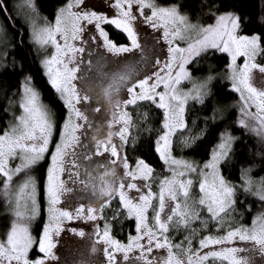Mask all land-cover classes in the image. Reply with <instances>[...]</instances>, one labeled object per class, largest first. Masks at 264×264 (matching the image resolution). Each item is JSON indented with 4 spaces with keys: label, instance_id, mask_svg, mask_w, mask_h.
<instances>
[{
    "label": "snow or ice",
    "instance_id": "obj_1",
    "mask_svg": "<svg viewBox=\"0 0 264 264\" xmlns=\"http://www.w3.org/2000/svg\"><path fill=\"white\" fill-rule=\"evenodd\" d=\"M190 6L188 0H111L104 7L114 13L108 14L88 0H63L49 20L41 15L36 0H23L12 5L28 9L23 26H18L20 13L10 10L9 0H0L4 13L0 93L6 100V105H0V120L10 116L0 124V197L8 216L0 233V264H60L56 237L65 221L95 222L101 217L105 220L102 230L93 224L92 251L100 243L105 264H256L257 256L264 261V175L250 174L254 168H264V88L252 82L253 70L264 73V63L257 62L258 57L264 58V9L259 17L250 13L246 18L225 0H201V11L193 19L185 11ZM201 16L213 22L203 23ZM141 23L157 33L167 46L166 53H147L140 41ZM109 25L126 34L128 42L111 38ZM100 40L99 46L113 56L135 55L138 50L141 59L111 74L101 90L111 118L103 122L106 129L98 126L89 135L93 125L81 102L90 100L91 85L86 80L81 95L75 81L81 65L92 63L85 62L84 55H90L92 44ZM224 53L229 59L227 86L239 94L235 102L239 116L232 121L223 86L213 85V81L220 83L216 69L222 63L218 54ZM30 55L55 90L57 99L50 104L42 101L40 86L26 70ZM241 55L243 64H237ZM138 65L144 68L139 74ZM182 81L192 86L182 89ZM124 90L126 99L121 98ZM190 101L208 113L193 116L191 127L186 119L192 111ZM141 104L163 110L154 146L160 168L170 175L157 174L158 169L143 156L130 164L124 151L130 140L136 143L128 107ZM12 108L16 111L10 112ZM235 125L257 137L256 148H237L243 136L233 135ZM201 143L207 157L202 162L175 154L193 151ZM105 155L108 159L100 163L97 158ZM46 156L43 190L48 216L34 235L31 225L39 205L38 181L32 173ZM238 163L239 182L222 171L229 164L235 170ZM93 170L99 173V184L93 182ZM81 190L91 193L86 203L79 202ZM62 199L75 202V207H60ZM257 201L259 210L251 223L239 222L244 213L257 208ZM122 217H134L135 234L129 232L126 242L112 235L115 226L122 228L118 223ZM69 231L85 235L84 228ZM178 233L180 239L174 240Z\"/></svg>",
    "mask_w": 264,
    "mask_h": 264
},
{
    "label": "trees",
    "instance_id": "obj_2",
    "mask_svg": "<svg viewBox=\"0 0 264 264\" xmlns=\"http://www.w3.org/2000/svg\"><path fill=\"white\" fill-rule=\"evenodd\" d=\"M63 0H36L37 5L39 6L40 13L42 16L47 17L49 20L53 19V12L54 8L58 6L60 3H62ZM161 2H165V0H161ZM168 2H171V0H168ZM225 2L228 4V6L231 8L235 6L239 10H241L245 17L250 13H256L257 17H259V13L261 9H264V0H225ZM17 0H9V8L10 10L15 14L17 9L13 8L12 5L16 4ZM188 3L191 5L190 7L185 8V11L189 12L193 19H196L197 14L200 13V8L198 5L201 3V0H188ZM20 19L16 20V24L18 26H23L22 21L23 17L20 14ZM4 19V13L0 12V20L2 21ZM201 22L203 23H210L213 21H209L204 19L201 16ZM107 30L110 33L111 38H113L117 43H127V37L126 34H124L121 30L115 29L113 26L109 25ZM247 31V30H244ZM244 31H241V33H244ZM25 40H28L27 35H25ZM36 49L35 47L32 48V52L35 53ZM219 59L222 61L219 68L216 69V73L218 75L219 84H216L215 81H213V85L215 87H222V92L226 94V100L225 103H228L231 105L229 111L232 113L229 117V121L234 120L236 117L239 116V105L235 103L239 100V94L236 93L234 90H231L228 88V81L225 77L226 65L229 62L228 54H218ZM262 61H264V58H261ZM211 63L213 65L216 64V60H211ZM27 71H30L33 73L36 84L40 86L41 91V98L44 103L50 104L53 99H57L55 90L47 83V77L44 73L43 68L39 65L38 60L36 63L32 62V56H29V63L25 66ZM194 75H201L200 73H194ZM6 79V77H5ZM16 78L13 77V80L11 81V86L13 88L16 87ZM61 107L64 108L62 101L59 102ZM190 107L192 108V111L189 115L186 116V119L189 121V126L191 127V120L193 116H203L207 115L208 113H204L199 111L200 105H194L192 102L189 103ZM0 105H6V100L2 98V93H0ZM137 109L145 112H148V116L144 119L138 118L136 120L137 124L135 128L133 129L136 137V143L133 145L130 143L126 147V153L129 158L130 163L135 162V157L143 156L148 162L152 163L155 168L158 169L157 174H159L161 171H163V174L168 175V172L166 169H161V161L158 158V154L155 152V146L154 141L156 138V135H158L160 127H161V121L163 119V110L158 109L156 105L149 106L148 104H141L139 107L136 106ZM16 111V108L10 109V112ZM63 114L66 115V108H64ZM10 119V116L3 117L2 120H0V124H3L5 121ZM201 127H203V121H198ZM233 135L240 137L243 136V141L241 144L237 145V148H240L242 146L244 147H252L256 148V141L257 137L250 132H247V130L243 129L239 125H235L232 129ZM210 147V145H209ZM205 151V143H201L199 148H195L193 151H184L181 152V154L188 158H194L197 160L206 159L207 157L203 155ZM48 159V156L45 157V160L40 161L37 166H35V176L38 181V195H39V215L36 218V220L33 223L32 229L33 233L36 234L37 230L42 228L43 223L46 220L47 217V199L46 195L43 190V185L46 182V175H47V163L45 162ZM251 162V161H250ZM256 164H259L260 161L256 160ZM240 164H237V167L235 170L232 169L231 164H229L226 167L222 168V171L225 172L227 176H229L230 179H234L237 182H239L240 173H239ZM253 177L259 178L261 175H264V168L259 169H253L250 173ZM251 202V200L249 201ZM259 202L257 201V208H253L250 212L244 213L242 217L238 218L239 222L250 224L252 220V216L255 215L256 211L258 209ZM8 220V216L5 211L4 207V201L3 198L0 197V233H3L4 226L6 221ZM120 225H122V228L120 226H115V230L113 231L118 237L124 238L128 235L129 232L133 233L134 231V219L129 217H122L121 220L118 222ZM33 255H35V252H33Z\"/></svg>",
    "mask_w": 264,
    "mask_h": 264
},
{
    "label": "rangeland",
    "instance_id": "obj_3",
    "mask_svg": "<svg viewBox=\"0 0 264 264\" xmlns=\"http://www.w3.org/2000/svg\"><path fill=\"white\" fill-rule=\"evenodd\" d=\"M22 2L23 0H17V3H22ZM88 2L90 5L95 6L98 10H105L108 12V14L114 13V10L112 8L104 7L105 4L110 3L111 0H88ZM17 11L22 15V17H24V14L27 13L28 9L27 7H24L21 9H17ZM39 22L43 23V21H39ZM138 30L140 34L141 44L149 55H151L153 52L159 53L162 50L166 53L167 46L158 39L156 32H154L151 28L147 27L146 25H143L142 23L138 26ZM240 34H244V33L240 32ZM62 42L63 41H61V43ZM102 43H103L102 40H100L98 44L93 43L92 53L90 55L87 53L84 55L83 57L84 61L87 62L88 60H91L92 63L90 65L87 63L81 65V68L77 73V80L75 81V83H77V87L81 90V95L84 94L83 92L84 82L87 80L90 82L91 85L90 100L87 102L84 101L81 102L88 109L87 114L89 115V122L92 123L93 125L92 129L87 130L89 135H94L95 134L94 129L98 126H103V128L106 129V125H104L103 122L111 118L110 113L106 111V107H107L106 101H104V97L101 91L102 88L105 87L107 83L110 81L111 74L122 71L124 70V66L126 64L132 63L134 61H139L141 59V55L138 50L136 51L135 55L125 53V54H121L120 56H113L110 53H108L104 48L99 46L102 45ZM46 54H50V53H46ZM243 61L244 58L242 55L237 57V64H243ZM257 62L264 63V61H262L261 58L259 57L257 58ZM152 63H154V61H152ZM151 70L155 71V68L153 67L151 68ZM143 71H144L143 65H138L137 74ZM226 75L227 72L225 73V77ZM252 82L256 87L264 88V73H261L258 69L253 70ZM191 86L192 83L189 81H182L180 84V87L182 89H187L190 88ZM160 90H163L162 86ZM121 98L122 99L127 98L126 90L122 91ZM98 104H99V110H97ZM128 111L132 113L133 116L132 122L134 126L131 129V135L136 136L133 129L137 124L136 120L138 118L144 119L143 116L144 112L137 109L136 106H129ZM185 135H187V133H185ZM115 142L119 143V137L115 138ZM130 143H132L131 140L129 141L128 145ZM124 151H126V149H124ZM175 154L182 155L179 150H177ZM97 159L99 160L100 163H103L106 159H108V156L105 155L103 157H98ZM134 163H130V164L134 165ZM118 167H122V166H118ZM99 171H103V169H100ZM32 175L35 176V173L33 172ZM168 175H170V173H168ZM93 177H94L93 182L99 184L100 183L99 173L95 170H93ZM81 178L83 179V176ZM153 190L156 191L157 188L154 187ZM65 195L66 197H68L70 194H65ZM132 195H136L134 190L132 191ZM77 196L81 198L79 199V202L86 203L88 198L91 196V193L81 190L80 192L77 193ZM37 198L39 205V195ZM59 206L69 207V209L72 210V208L75 207V202L70 204L67 203L65 199H62ZM113 207H118V206L113 205ZM107 215L111 217L112 213L107 212ZM151 215L152 213L150 210L149 216ZM47 216H48V212H47ZM36 218L33 220L31 227L33 226V223L36 220ZM129 218L134 219V217H129ZM94 223L97 224L99 228L102 230L105 220L103 217H101L95 222L83 221V220L71 221V222L65 221L64 230H62L60 234L56 237L57 245L55 251L57 256L59 257L60 264H105L106 257L103 254L102 245L100 243H97L96 244L97 250L95 252L92 251L93 241L96 240V236L93 234ZM72 227L84 228L85 235L80 236L78 234L72 233L71 231H69V229ZM210 230L215 231L214 228ZM132 234H135V229ZM112 235L115 236L117 239H120L125 242L127 241V236L124 238H120L114 232H112ZM173 239L179 240L180 234L178 233L175 237H173ZM198 239L199 236L196 237L197 241ZM241 254H245V253H241ZM255 259H256V264H264V261H262L258 256Z\"/></svg>",
    "mask_w": 264,
    "mask_h": 264
}]
</instances>
